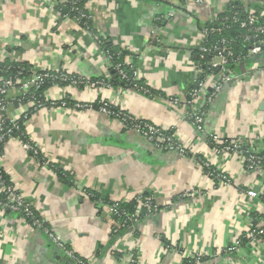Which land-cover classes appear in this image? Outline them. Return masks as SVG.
<instances>
[{"label":"crops","instance_id":"0c3cea01","mask_svg":"<svg viewBox=\"0 0 264 264\" xmlns=\"http://www.w3.org/2000/svg\"><path fill=\"white\" fill-rule=\"evenodd\" d=\"M232 1L264 21V0H84L95 33L127 52L125 61L159 94L55 85L44 96L93 103L103 99L173 132L189 153L155 149L97 110L55 106L34 112L25 133L51 166L31 160L18 139L7 141L0 164L35 214L79 256L94 264H264V244L252 245L240 236L254 221L244 218L236 200L240 189L260 183L261 176L245 172L235 154L214 152L187 118V107L168 103L172 97L184 98L205 73L198 57L202 29H223L218 19ZM259 59L255 55L231 65L234 79L209 104L204 98L197 101L205 109L204 132L225 142L240 137L256 151L264 150V74L255 73L263 63ZM2 60L41 69H80V75L90 78L111 72L93 35L72 20L57 19L51 0H0ZM212 78L206 76V93ZM12 109L20 108L14 103ZM199 158L226 172L231 183L206 177ZM185 190L199 195L180 198ZM142 193L154 195L158 211L112 239L107 208L98 207L92 195L109 202L130 201ZM238 238L246 257L223 254ZM0 264L72 262L27 220L0 212Z\"/></svg>","mask_w":264,"mask_h":264},{"label":"built area","instance_id":"2783aa9c","mask_svg":"<svg viewBox=\"0 0 264 264\" xmlns=\"http://www.w3.org/2000/svg\"><path fill=\"white\" fill-rule=\"evenodd\" d=\"M51 1L57 19L72 20L86 31L92 32L93 14L84 0ZM201 1L202 0H197V2ZM64 7H68V10H63L65 9ZM239 11L243 14V18H240V12L234 11L230 17H224L223 21L230 19L232 22L237 23L239 28L245 30L239 37L241 42L248 45L246 54L237 56L234 54L232 45L235 41L232 38H219L216 41H210L209 36L212 31L214 32V29H211V25L205 26L202 29L203 42L199 46L198 57L201 61V67L207 66L209 71H216L215 78H212L213 80L210 84L212 89L209 93H206L205 89L208 87L205 82L206 76L203 74L188 90L184 98L172 97L168 99V103L172 106L183 104L187 107V118L195 128V131L205 135L206 142L210 144L209 146H213L214 152L235 154L242 162L245 172L261 176L260 183L254 184L246 189H240L239 196L236 198L242 207V211L245 215L244 218L254 221V224L245 226L243 234L240 236L246 239L250 244L256 245L260 242L264 244V184L262 182V180L264 181V150L256 151V149H249L244 145L240 137L225 142V140L220 139L216 134H207L204 132L205 109L197 106V101L200 98H204L205 103L209 104L222 87L227 82L234 79V74H232L230 68L231 65L264 52V21L259 16L245 13L242 9ZM172 15L173 13H169L170 17ZM92 35L94 41L97 44H101L103 37L97 33H93ZM102 53L108 68H112L121 79L132 81L133 90L146 96L150 93V87L148 85H146V87L138 85V82L142 78L134 66H130L131 73H129V71L125 70L123 63L112 62L113 56L111 54L103 51ZM13 62L20 63L18 61ZM257 72L259 74H264V62L258 65L255 73ZM18 74H22V71ZM109 78L110 76L104 75L90 78L85 75L72 74L65 68L50 70L32 66L29 77L17 84L12 77L3 76L0 71V147L4 149L7 141L10 139H18L21 147L28 153L31 160L46 167L51 166V161L42 154L35 142L30 140L29 137L27 140L22 138L26 136L22 131L23 126L20 120H26L25 123H23L25 126L28 118L34 112L44 107L59 106L64 109L67 108L76 111L87 109L97 110L107 116L117 119L125 130L138 134L155 149L165 152L174 151L182 155H187L189 153L187 147L176 138L173 132L160 127L154 122L134 117L122 108L114 109L115 107L112 104L103 99L97 100V105L95 107L93 102H75L71 97L53 100L41 93V89L46 82H49V88L55 85L58 86L59 83H63V87L73 88L100 89L114 87L109 81ZM14 103L20 108L18 112L12 109ZM199 160L206 177L212 179L213 182L216 180L223 185L231 183V179L226 172L217 170L212 167L208 161L202 158H199ZM7 178L8 174L3 170L0 164V212L16 214L24 220H27L31 227L42 231L46 238L55 244L72 264H94L92 260L79 256L69 248L67 244L62 242L55 229L46 225V223L35 214L32 204L22 197L12 185L10 179ZM259 184H261V186H259ZM144 194L148 195L143 196ZM91 195L92 194L89 196ZM198 195V190H185L180 195V198L196 199ZM132 200L135 202L134 211L124 208L123 203L129 202L127 200L106 202L101 198L95 197V202H97L96 205H98V207L107 208V213L111 217L112 236H117V234H121L127 229L136 226L142 211L143 215L149 216L156 213L159 209L153 194H138ZM104 202L106 205H104ZM244 246L242 240L238 238L231 245L224 247L222 253L232 255L231 257L233 259H235V257L245 258L246 252ZM167 248H172V246L169 244ZM199 257L200 256H197L196 259L199 260ZM133 259L134 258L131 260L132 263Z\"/></svg>","mask_w":264,"mask_h":264},{"label":"trees","instance_id":"16d2710c","mask_svg":"<svg viewBox=\"0 0 264 264\" xmlns=\"http://www.w3.org/2000/svg\"><path fill=\"white\" fill-rule=\"evenodd\" d=\"M65 9L63 10H68V7H64ZM241 10V7L239 4H237L235 1H232L230 4L229 9L222 15H220L219 19H218V27L221 29L219 32L216 31H212L210 36L213 39H219V38H232L234 39V44L233 46V52L234 54L237 55H244L246 54V51L248 50V45H246V43L241 42L239 35L241 33H243L245 30L239 28L238 24L235 22H232L230 19L223 21V18L228 16L230 17L232 15V13L234 11H238ZM240 18H243V14L240 12ZM211 29H213V27L211 26ZM215 29V28H214ZM91 34L95 33L94 28H92V32L90 31ZM99 46L101 47L102 51L105 53H109L113 56V63H117V62H121L124 64V68L125 70L129 71V73H131V67L133 66V63H128L127 61H125L126 56H127V52H125L122 48L120 47H116L115 45H113L110 41H107L106 39L103 38L101 44H99ZM249 59V58H248ZM247 60V59H246ZM233 66V65H232ZM8 67V68H6ZM31 68L32 65H30V63L28 62H20V63H16L10 60H4L2 62H0V71L2 72L3 76H10L12 77V79L14 80L15 83H21L23 80H25L26 78L29 77L30 73H31ZM50 70H55V69H50ZM203 70H204V75L205 76H209V77H214L216 74V71H209V69L207 68V66H203ZM20 71H22V74H18ZM67 71L69 73L72 74H78L80 75L81 70H73V69H67ZM110 78L109 81L111 82L112 86L114 87H122V88H128V89H134L133 88V84L131 83L132 81L130 80H123L120 78L119 75H117L112 68H110ZM66 72V71H65ZM138 85L140 86H144L146 87V84L144 83L143 79H141L138 82ZM58 86L62 87L64 86L63 83H59ZM50 87L49 82H46L44 84V86L41 89V93H44L48 88ZM149 94H147V96H155L158 95L159 93L153 89H149ZM95 107L97 105V101L94 102ZM114 109H117V107H115ZM26 121V120H25ZM25 121L23 119L20 120L21 125L23 126L22 131L24 132L26 137H22L24 140H27L28 135L25 133V127L23 125V123H25ZM18 136V135H17ZM3 147H0V159L2 158V154H3ZM8 179V178H7ZM216 181V180H215ZM148 194H144L143 196H147ZM95 195H93V198L95 200ZM124 208L129 209L131 211H134L135 208V202L133 200L123 203ZM143 216V211L140 215V217ZM40 218V217H39ZM115 235L112 236V239H114ZM166 246L169 245V242L166 241Z\"/></svg>","mask_w":264,"mask_h":264},{"label":"water","instance_id":"95a60500","mask_svg":"<svg viewBox=\"0 0 264 264\" xmlns=\"http://www.w3.org/2000/svg\"><path fill=\"white\" fill-rule=\"evenodd\" d=\"M260 57H262L263 59L261 60L262 62H264V54H260V55H257L256 58L258 61H260Z\"/></svg>","mask_w":264,"mask_h":264}]
</instances>
